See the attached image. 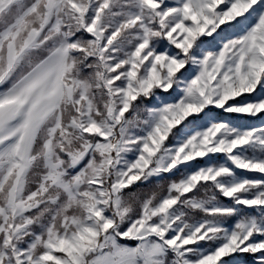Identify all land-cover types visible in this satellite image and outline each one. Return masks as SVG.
Instances as JSON below:
<instances>
[{"label":"snow or ice","instance_id":"obj_1","mask_svg":"<svg viewBox=\"0 0 264 264\" xmlns=\"http://www.w3.org/2000/svg\"><path fill=\"white\" fill-rule=\"evenodd\" d=\"M0 264H264V0H0Z\"/></svg>","mask_w":264,"mask_h":264}]
</instances>
